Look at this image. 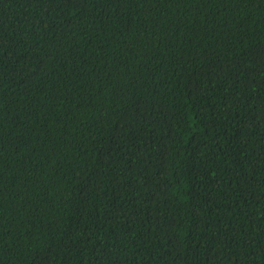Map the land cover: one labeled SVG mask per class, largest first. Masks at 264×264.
I'll list each match as a JSON object with an SVG mask.
<instances>
[{
  "label": "trees",
  "instance_id": "16d2710c",
  "mask_svg": "<svg viewBox=\"0 0 264 264\" xmlns=\"http://www.w3.org/2000/svg\"><path fill=\"white\" fill-rule=\"evenodd\" d=\"M0 264H264V0H0Z\"/></svg>",
  "mask_w": 264,
  "mask_h": 264
}]
</instances>
